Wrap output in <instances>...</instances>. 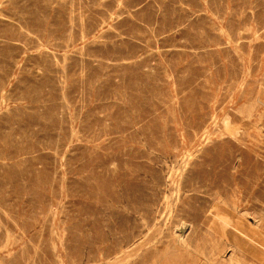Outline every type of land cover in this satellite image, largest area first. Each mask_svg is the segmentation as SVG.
Masks as SVG:
<instances>
[{"label":"rangeland","instance_id":"1","mask_svg":"<svg viewBox=\"0 0 264 264\" xmlns=\"http://www.w3.org/2000/svg\"><path fill=\"white\" fill-rule=\"evenodd\" d=\"M0 264H264V0H0Z\"/></svg>","mask_w":264,"mask_h":264},{"label":"bare ground","instance_id":"2","mask_svg":"<svg viewBox=\"0 0 264 264\" xmlns=\"http://www.w3.org/2000/svg\"><path fill=\"white\" fill-rule=\"evenodd\" d=\"M101 28V27H100ZM242 88V87H241ZM2 105V104H1ZM188 160V159H187ZM172 167V166H171ZM212 180V179H211ZM187 183V182H186ZM239 189V188H238ZM179 190V189H178ZM177 190V191H178ZM177 191H176V193H177ZM179 192V191H178ZM179 195V194H178ZM212 196V195H211ZM229 196V195H228ZM243 198V197H242ZM229 199V198H228ZM187 201V200H186ZM160 202V201H159ZM169 205V204H168ZM188 205V204H187ZM243 207V206H242ZM158 212V211H157ZM217 216V215H216ZM170 216H168L167 218H169ZM240 217V216H239ZM154 220V219H153ZM167 222V221H166ZM228 222V221H227ZM176 223V222H175ZM238 223V222H237ZM224 225V224H223ZM201 227V226H200ZM221 227V226H220ZM226 228V227H225ZM227 229V228H226ZM241 229V228H240ZM180 230H182V229H180ZM180 230H178L179 232H180ZM178 232V233H179ZM210 234V233H209ZM165 236V235H164ZM194 236V235H193ZM200 240V239H199ZM134 244V243H133ZM202 245V244H201ZM192 248H193V246H192ZM116 249V248H115ZM147 257V256H146ZM111 259V258H110ZM208 259V258H207ZM141 261V260H140Z\"/></svg>","mask_w":264,"mask_h":264}]
</instances>
